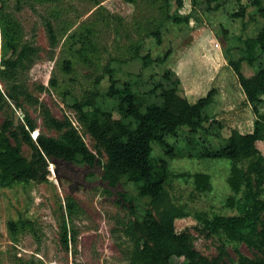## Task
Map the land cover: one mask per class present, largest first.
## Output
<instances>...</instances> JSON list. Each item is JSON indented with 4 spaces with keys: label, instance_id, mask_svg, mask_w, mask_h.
I'll return each mask as SVG.
<instances>
[{
    "label": "rangeland",
    "instance_id": "374dc122",
    "mask_svg": "<svg viewBox=\"0 0 264 264\" xmlns=\"http://www.w3.org/2000/svg\"><path fill=\"white\" fill-rule=\"evenodd\" d=\"M242 1L247 6L245 15L233 18L232 14L239 9L237 0H217L213 5L219 2V9L211 11L206 10L205 4L194 9L191 0H185L180 12L194 13L199 22L192 20L190 25H177L164 21L163 40L158 44L153 36L147 35L155 23L163 22L155 0H0V8L4 5L3 13L15 31L16 42L20 46L32 43L39 47L35 62L21 71L17 82L26 85L56 118L69 117L94 152L93 141L78 123L72 104L93 92L104 94L110 85L109 69H113L121 83L132 82L143 97L148 96V90L167 69L178 74L181 93L192 103L215 87L218 90L215 101L207 110L223 124L217 132V122L206 123L192 137V142L186 128L180 130L179 137L169 138L175 156L167 157L171 175L164 197L156 205L150 198L141 196L133 182L126 180L112 194L106 192L99 166L86 168L69 164L67 168L74 173L70 179L58 171L57 164L50 163V172L44 181L0 184V264H132L134 242L124 227L134 215L119 200L120 191L134 199L137 214L145 209H153L158 214L168 205L184 207L191 215L176 219L177 230L190 227L195 248L211 259L221 256L222 264H235L240 254L254 259L263 256L257 247L245 242H226L222 236L201 233L194 228L198 225V215L239 213L237 200L241 195H235L229 184L231 160L203 158L200 153L204 145L217 148L225 144L232 129L243 133L254 129L256 117L227 61V57L237 60L242 56L240 38L256 37L264 25V17L252 0ZM48 22L54 26L56 44L48 32ZM85 27H89L92 45L85 46L81 40L73 45L69 36L77 30L85 31ZM137 46L141 56L151 54L150 65L145 66L144 60L136 55ZM169 48L172 53L165 63L156 61ZM255 53L260 57L254 66L242 62L247 76L258 70L260 62L264 64V53L257 49ZM65 60L72 62L71 72L62 68ZM3 69L0 51V89L8 93ZM147 98L156 100L154 96ZM106 101V108L112 110L114 102ZM9 102L11 107L5 105L0 109V128L6 119L24 118V111L16 108L12 100ZM23 104L36 120L38 131L60 135L45 125L39 104ZM114 115L120 117L117 112ZM32 136L35 139L36 133ZM257 145L264 155V141ZM153 148L154 157L164 155L158 144L153 143ZM23 153L31 156L26 144ZM247 165L248 161L240 162L243 168ZM89 172L95 175H88ZM197 173L210 176L208 188L196 185L193 176ZM260 198L264 200V186ZM68 199L72 201L71 212ZM11 221L17 224L16 232L10 229ZM64 222L68 226V245L63 240ZM182 260L173 258L171 264Z\"/></svg>",
    "mask_w": 264,
    "mask_h": 264
},
{
    "label": "trees",
    "instance_id": "16d2710c",
    "mask_svg": "<svg viewBox=\"0 0 264 264\" xmlns=\"http://www.w3.org/2000/svg\"><path fill=\"white\" fill-rule=\"evenodd\" d=\"M217 0H191L194 9L205 4L206 10H218ZM239 9L232 14L233 18L243 17L247 6L242 0H237ZM163 22L155 23L148 31L158 44L163 40L164 21L177 25H190L192 20L199 22L194 13L182 14L180 10L185 6V0H155ZM257 11L264 17V0H252ZM4 6V5H3ZM3 6L0 8V35L2 37V76L8 85V93L0 89V109L14 101L15 107L24 111V118L20 121L6 119L0 128V184L10 186L14 183L32 180L44 181L50 172V163L58 165V171L64 176H73L67 167L69 164H81L86 168L101 167L103 189L112 194L123 180L133 182L141 196L151 199L157 204L164 197L166 185L171 171L167 157L175 156L174 146L169 141L171 137H179L182 128L187 129L189 141L205 128L206 123L217 122L216 131L219 132L223 124L210 115L207 108L214 103L217 88L213 87L208 93L198 98L194 103L181 93V79L178 74L167 69L161 79L148 90V96L156 100L141 96L129 81L121 83L109 69L110 85L104 94L93 92L90 96L76 100L72 108L76 113L78 123L88 134L96 152L85 142L83 134L69 118H56L51 110L39 98L33 96L28 87L19 84L17 80L21 71L27 70L38 57L39 47L32 43L19 45L16 42L14 29L5 16ZM173 7L175 11H173ZM48 32L53 44H56V32L51 22L47 23ZM85 31H75L69 36L74 45L83 41L85 46L92 45L88 35L89 27ZM227 30H224L226 33ZM68 39V40H69ZM242 56L237 60L227 57L229 65L235 71L239 84L256 116L252 132L243 133L232 129L226 138V143L213 148L204 145L200 156L212 159H230L231 175L229 184L235 195H241L237 200L238 214L234 216L198 215V225L194 228L201 233L216 234L226 239V242L239 244L245 242L251 247H257L263 254L261 258H250L240 254L235 264H264V200L260 198L264 186V155L257 143L264 141V64L259 63L258 70L250 76L244 74L242 62L246 61L254 66L260 55L256 49L264 53V25L256 37L241 39ZM137 46L136 55L144 60L148 66L153 62L151 54L141 56ZM172 51L169 48L163 57L156 61L164 64ZM62 68L72 69V62L65 60ZM9 81V82H8ZM13 81V82H11ZM101 96L102 99H98ZM114 102L112 110L106 108L107 101ZM24 102L40 105L44 115V123L50 129H55L59 136L47 135L38 131L39 127ZM114 112L120 117L116 118ZM36 133L35 139L32 133ZM153 143L158 144L164 151L160 157L153 156ZM31 150V156L23 153V145ZM248 161L246 168L240 162ZM88 175H95L89 172ZM196 185L201 188L209 187L210 176L197 173L194 176ZM71 179V177H70ZM117 196L122 204L127 206L134 218H130L124 229L133 240L134 248L130 259L132 264H171L173 258H183L179 264H222L221 256L209 258L198 251L190 232L186 227L181 231L176 228V219L189 217L191 214L182 206L168 205L158 214L153 209H145L137 214L138 207L134 199L120 191ZM69 211H72V201L68 199ZM234 199L231 200L233 205ZM10 229L17 231L14 221L9 223ZM63 240L68 245V226L64 222ZM225 254V251H222ZM1 261V252H0ZM226 264V263H224Z\"/></svg>",
    "mask_w": 264,
    "mask_h": 264
},
{
    "label": "crops",
    "instance_id": "0c3cea01",
    "mask_svg": "<svg viewBox=\"0 0 264 264\" xmlns=\"http://www.w3.org/2000/svg\"><path fill=\"white\" fill-rule=\"evenodd\" d=\"M250 105V104H249ZM251 106V105H250ZM252 108V107H251ZM254 114V113H253ZM255 115V114H254ZM256 117V116H255Z\"/></svg>",
    "mask_w": 264,
    "mask_h": 264
},
{
    "label": "water",
    "instance_id": "95a60500",
    "mask_svg": "<svg viewBox=\"0 0 264 264\" xmlns=\"http://www.w3.org/2000/svg\"><path fill=\"white\" fill-rule=\"evenodd\" d=\"M14 102V101H13Z\"/></svg>",
    "mask_w": 264,
    "mask_h": 264
}]
</instances>
